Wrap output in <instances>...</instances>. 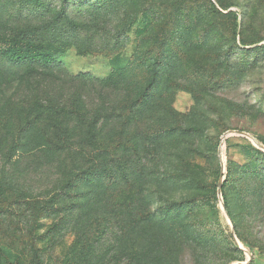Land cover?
Here are the masks:
<instances>
[{
  "label": "rangeland",
  "instance_id": "374dc122",
  "mask_svg": "<svg viewBox=\"0 0 264 264\" xmlns=\"http://www.w3.org/2000/svg\"><path fill=\"white\" fill-rule=\"evenodd\" d=\"M22 31L30 63L57 66L0 58V264H72L113 155L87 144L91 121L120 145L115 195L134 211L120 238L90 234L93 264H264V0H0V36ZM136 209L158 218L133 234Z\"/></svg>",
  "mask_w": 264,
  "mask_h": 264
},
{
  "label": "trees",
  "instance_id": "16d2710c",
  "mask_svg": "<svg viewBox=\"0 0 264 264\" xmlns=\"http://www.w3.org/2000/svg\"><path fill=\"white\" fill-rule=\"evenodd\" d=\"M66 13V8H63L62 11L59 13L60 19H63L62 17ZM34 37L35 36L28 34V32L26 31L19 32L14 36H0V58L3 59V61L9 63V65L14 68H32L35 64H38L37 66L49 70L57 66L55 64V59H57L55 54H52V59L47 62L45 60H42V62L30 63L32 61L29 60L38 52L42 51L41 48L34 45ZM109 82L114 83L111 78L109 79ZM155 86L156 83L151 82L149 86L145 88L144 92L137 99L133 100L131 108L132 112L136 113L135 117L137 118V120L147 111V105L150 103L151 100V98L149 97L150 92L155 88ZM76 115L78 117H81V113L78 111H76ZM87 128L88 130L86 136H88L87 139H89V143L87 144L93 146L97 143V141L101 139L100 141H102V143H105L104 150H109L108 152L113 155L112 158L108 161L104 159L105 165L103 171L106 174V177H103L102 183L98 184L96 188H94L91 192L87 193V198L90 199L87 205L80 206L78 211H76V218H78L76 222L82 221L83 223L87 224V227L86 232L80 234L76 240V244L74 247V255L72 257V264H93L99 257V244L96 243L93 239H90V234L91 236H93V238H96V241H100L102 237H104L105 235H109L113 232V227L115 225L118 228V231H116L115 234L117 235V238H120L122 234V232H120V226L125 225L124 220L133 221L132 219H134L133 210H131L130 212L129 209L124 212L120 210L121 206L120 204L118 205L117 197L115 195V191H117V189L121 187L120 171L118 166V151L120 150V145L117 144L115 140L111 138L112 130H106L102 123L101 125L99 124V121H91L87 125ZM105 133L107 134L106 138ZM60 148H62V146H60ZM70 148L71 151L75 152L76 150L81 149L73 147ZM104 157H107V155L102 156V158ZM84 171L85 170H78L77 173L74 175L76 176V179L80 177V173H87ZM222 176L223 172L220 169L219 177L215 185L213 198L219 203H222L224 206L228 207L229 203L226 193L228 180H225L222 184H220V179ZM125 179L128 185H133L134 178L131 173L128 174V172H126ZM135 212H137L138 216H140V221L136 222L133 225V234L139 232L138 228L140 225L149 224L158 218V211L156 210L152 212L146 209H136ZM101 223L103 225V230L101 232L94 231L93 229L98 227V225ZM38 263L39 259L36 255L35 264ZM6 264L25 263L22 260L17 259L15 261L8 260Z\"/></svg>",
  "mask_w": 264,
  "mask_h": 264
}]
</instances>
